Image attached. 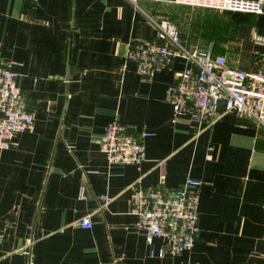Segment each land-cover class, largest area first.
<instances>
[{"label": "crops", "instance_id": "0c3cea01", "mask_svg": "<svg viewBox=\"0 0 264 264\" xmlns=\"http://www.w3.org/2000/svg\"><path fill=\"white\" fill-rule=\"evenodd\" d=\"M151 17L174 22L190 48L212 44L229 65L255 67L251 36L264 31V12L0 0V61L33 112L32 127L0 149V264H264V128L235 111L207 126L176 115L168 87L182 59L143 77L126 58L131 42L159 36ZM113 117L152 133L141 163H109L100 150ZM188 176L202 181L199 235L190 250L159 257L161 238L148 243L129 211L133 185L168 193ZM86 214L88 228L78 224Z\"/></svg>", "mask_w": 264, "mask_h": 264}, {"label": "built area", "instance_id": "2783aa9c", "mask_svg": "<svg viewBox=\"0 0 264 264\" xmlns=\"http://www.w3.org/2000/svg\"><path fill=\"white\" fill-rule=\"evenodd\" d=\"M176 3L231 12L263 13L264 0H173ZM158 37L137 39L126 49L138 73L150 77L169 67L176 58L183 66L169 84L168 94L176 115H187L206 126L229 111L253 118L264 128V31L251 36L252 62L255 67L243 69L231 66L224 53H215L213 45L188 47L179 29L169 19L151 17ZM33 125V112L23 103L21 88L16 84L15 72L0 61V149L12 144L15 133ZM151 132L133 133L126 123L111 118L103 127L99 148L109 163L139 164L146 158L143 137ZM161 173L165 159L158 161ZM201 179L186 177L170 192L161 188L133 185L129 211L137 216L136 226L143 230L148 243L161 238L158 256L175 255L190 250L200 231L198 205ZM105 204L108 196H99ZM78 224L88 228L91 217L86 214ZM154 251H151L153 254Z\"/></svg>", "mask_w": 264, "mask_h": 264}, {"label": "rangeland", "instance_id": "374dc122", "mask_svg": "<svg viewBox=\"0 0 264 264\" xmlns=\"http://www.w3.org/2000/svg\"><path fill=\"white\" fill-rule=\"evenodd\" d=\"M163 19H165V18H163ZM167 19V18H166ZM245 44V46L243 47L244 48V50H247V48H248V46L249 45H247V43H244ZM219 48H217V50H220V49H222V48H220V46H218ZM231 47V46H230ZM237 48H235V47H232L231 49H226V51H228L229 53H231L232 51H235ZM252 60V59H251Z\"/></svg>", "mask_w": 264, "mask_h": 264}, {"label": "trees", "instance_id": "16d2710c", "mask_svg": "<svg viewBox=\"0 0 264 264\" xmlns=\"http://www.w3.org/2000/svg\"><path fill=\"white\" fill-rule=\"evenodd\" d=\"M238 13H246V12H238ZM248 13V12H247ZM251 59H252V56H251ZM252 61V60H251ZM254 65V64H253Z\"/></svg>", "mask_w": 264, "mask_h": 264}, {"label": "bare ground", "instance_id": "6f19581e", "mask_svg": "<svg viewBox=\"0 0 264 264\" xmlns=\"http://www.w3.org/2000/svg\"><path fill=\"white\" fill-rule=\"evenodd\" d=\"M186 5V4H185ZM191 6V5H190ZM205 8V7H204ZM212 9V8H211ZM217 10V9H216ZM220 11H222V10H220ZM231 12V11H230ZM257 14V13H256Z\"/></svg>", "mask_w": 264, "mask_h": 264}]
</instances>
